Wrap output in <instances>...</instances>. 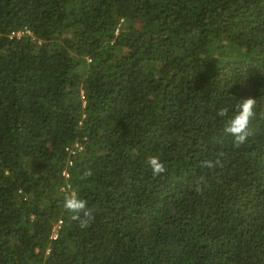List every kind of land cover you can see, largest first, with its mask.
I'll return each instance as SVG.
<instances>
[{"label":"trees","instance_id":"1","mask_svg":"<svg viewBox=\"0 0 264 264\" xmlns=\"http://www.w3.org/2000/svg\"><path fill=\"white\" fill-rule=\"evenodd\" d=\"M0 264H264V0H0Z\"/></svg>","mask_w":264,"mask_h":264},{"label":"clouds","instance_id":"2","mask_svg":"<svg viewBox=\"0 0 264 264\" xmlns=\"http://www.w3.org/2000/svg\"><path fill=\"white\" fill-rule=\"evenodd\" d=\"M256 102L253 98H244L237 107L236 114L230 118L227 126L224 128L225 134L234 137L237 144H243L251 134L249 124L255 115ZM227 108L219 110V116H226ZM151 168L152 174L158 176L166 171L164 163L161 162L159 156H152L147 161ZM204 167H214L211 160L202 162ZM90 175V173H88ZM64 209L70 214L71 219L79 222L81 228L89 226L94 219L92 210L88 207L85 199L80 198L77 194L71 193L65 197Z\"/></svg>","mask_w":264,"mask_h":264},{"label":"built area","instance_id":"3","mask_svg":"<svg viewBox=\"0 0 264 264\" xmlns=\"http://www.w3.org/2000/svg\"><path fill=\"white\" fill-rule=\"evenodd\" d=\"M22 35H33L32 33H31V31L30 30H28V29H25V30H18V31H14V32H12V36H18V37H21ZM62 223V221L60 220L59 221V223L55 226V228H54V232H53V237L54 238H56L57 237V235H58V228L60 227V224ZM55 230H57V232L55 231Z\"/></svg>","mask_w":264,"mask_h":264},{"label":"rangeland","instance_id":"4","mask_svg":"<svg viewBox=\"0 0 264 264\" xmlns=\"http://www.w3.org/2000/svg\"><path fill=\"white\" fill-rule=\"evenodd\" d=\"M83 94V93H82ZM56 226V225H55ZM57 232V230H55ZM58 233V232H57Z\"/></svg>","mask_w":264,"mask_h":264}]
</instances>
